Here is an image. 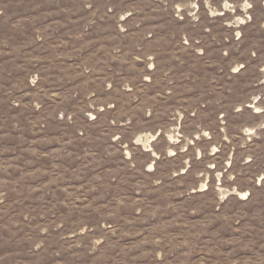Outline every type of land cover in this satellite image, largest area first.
I'll return each instance as SVG.
<instances>
[{"label": "rangeland", "instance_id": "rangeland-1", "mask_svg": "<svg viewBox=\"0 0 264 264\" xmlns=\"http://www.w3.org/2000/svg\"><path fill=\"white\" fill-rule=\"evenodd\" d=\"M0 264H264V0H0Z\"/></svg>", "mask_w": 264, "mask_h": 264}, {"label": "bare ground", "instance_id": "bare-ground-1", "mask_svg": "<svg viewBox=\"0 0 264 264\" xmlns=\"http://www.w3.org/2000/svg\"><path fill=\"white\" fill-rule=\"evenodd\" d=\"M245 6V5H244ZM239 22V21H238ZM243 22V21H242Z\"/></svg>", "mask_w": 264, "mask_h": 264}]
</instances>
